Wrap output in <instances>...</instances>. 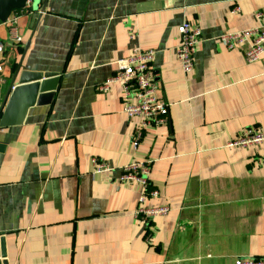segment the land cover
<instances>
[{
	"label": "crops",
	"instance_id": "1",
	"mask_svg": "<svg viewBox=\"0 0 264 264\" xmlns=\"http://www.w3.org/2000/svg\"><path fill=\"white\" fill-rule=\"evenodd\" d=\"M261 17L256 18L255 14ZM201 31L193 69L175 57L177 27ZM261 21V22H258ZM264 23V0H29L0 22V104L17 65L58 72L49 104L0 128V237L6 264H235L264 256V50L227 48L223 32ZM13 29V30H12ZM15 33V36L13 35ZM154 51L151 69L167 120L134 127L114 61ZM93 159L110 171L95 172ZM149 162L156 191L143 204L120 166ZM168 205L146 226L139 206Z\"/></svg>",
	"mask_w": 264,
	"mask_h": 264
},
{
	"label": "built area",
	"instance_id": "2",
	"mask_svg": "<svg viewBox=\"0 0 264 264\" xmlns=\"http://www.w3.org/2000/svg\"><path fill=\"white\" fill-rule=\"evenodd\" d=\"M29 2V1H28ZM27 2V4H28ZM17 10H14L15 12ZM260 18V13L255 14ZM258 22H261L258 20ZM13 30V29H12ZM15 36V33L13 32ZM178 42L175 48V57L181 70L188 74L193 69V55L197 43L200 41L201 31L196 23L189 20L182 21L177 27ZM218 42L231 49L246 44L244 59L252 62L259 59L264 50V23L257 26L243 28L232 32H223L218 35ZM4 50V44L0 41V53ZM133 55L119 58L114 61L116 71L98 86L101 92L107 91L110 83L121 84L124 99L122 112L128 120L136 117L141 119L139 126L134 127L132 133V144L138 148L144 135L143 127L153 125L160 126L167 120L168 104L157 95V84L151 69V61L154 58V51L133 50ZM1 69V66H0ZM264 142V131L256 128H246L235 138L227 143L229 147H246L249 145ZM95 172L110 171L111 166L104 161L92 160ZM120 179L137 182L140 189L138 201L144 203L150 196H155L156 191L150 187L148 179L149 162L137 161L120 166ZM170 210L168 205L139 206L135 209L134 215L146 226L151 218L165 215ZM235 264H264V256L252 258H237Z\"/></svg>",
	"mask_w": 264,
	"mask_h": 264
},
{
	"label": "water",
	"instance_id": "3",
	"mask_svg": "<svg viewBox=\"0 0 264 264\" xmlns=\"http://www.w3.org/2000/svg\"><path fill=\"white\" fill-rule=\"evenodd\" d=\"M28 1L0 0V22H6L14 10L27 7ZM59 80L58 72L22 70L21 64L17 65L0 104V128L19 125L29 108L51 103ZM4 256L5 248L0 237V257ZM0 264L6 262L1 261Z\"/></svg>",
	"mask_w": 264,
	"mask_h": 264
}]
</instances>
